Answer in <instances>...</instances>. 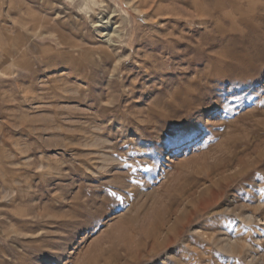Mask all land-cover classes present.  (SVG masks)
<instances>
[{
  "label": "rangeland",
  "instance_id": "1",
  "mask_svg": "<svg viewBox=\"0 0 264 264\" xmlns=\"http://www.w3.org/2000/svg\"><path fill=\"white\" fill-rule=\"evenodd\" d=\"M261 189L264 0H0V264H264Z\"/></svg>",
  "mask_w": 264,
  "mask_h": 264
},
{
  "label": "bare ground",
  "instance_id": "2",
  "mask_svg": "<svg viewBox=\"0 0 264 264\" xmlns=\"http://www.w3.org/2000/svg\"><path fill=\"white\" fill-rule=\"evenodd\" d=\"M102 24H103V23H102ZM227 67H230V68H228V69L226 68L227 71H228V72H226L227 74H222V76H223V78H225V80H226L227 82H232V80H230V77L228 76V75H229L228 73H230V71H229L230 69L236 68V66H235L234 64H229V65H227ZM231 67H232V68H231ZM232 71H233V70H232ZM232 71H231V72H232ZM226 75H227V76H226ZM226 81H225V82H226Z\"/></svg>",
  "mask_w": 264,
  "mask_h": 264
},
{
  "label": "snow or ice",
  "instance_id": "3",
  "mask_svg": "<svg viewBox=\"0 0 264 264\" xmlns=\"http://www.w3.org/2000/svg\"><path fill=\"white\" fill-rule=\"evenodd\" d=\"M260 192L264 193V189H261ZM261 223L264 224V220H261Z\"/></svg>",
  "mask_w": 264,
  "mask_h": 264
}]
</instances>
